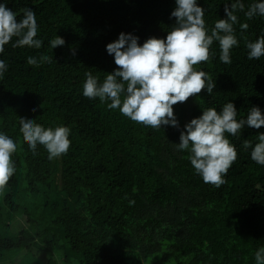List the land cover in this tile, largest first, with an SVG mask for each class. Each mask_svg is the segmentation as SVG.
<instances>
[{"label": "trees", "instance_id": "1", "mask_svg": "<svg viewBox=\"0 0 264 264\" xmlns=\"http://www.w3.org/2000/svg\"><path fill=\"white\" fill-rule=\"evenodd\" d=\"M22 18L36 14L40 49L6 45L0 59L8 71L0 80V131L18 143L16 172L0 190V264H255L264 247V166L250 158L245 140L259 130L229 137L237 160L220 188L194 174L188 153L179 152L180 131L202 110L227 102L246 118L252 107L264 112V57L247 59L246 41L264 35V17L234 25L239 47L231 64L215 58L202 69L216 83L174 105L180 130L144 127L82 95L85 73L102 82L117 67L106 45L121 32L165 38L175 23L174 0H0ZM244 11L256 0H242ZM230 0H199L212 28L224 19ZM230 6V5H229ZM56 36L64 46L55 49ZM15 39V38H13ZM33 56L37 65H29ZM45 57L46 59H42ZM36 111H33V108ZM44 127L67 126L71 146L49 160L43 146L29 150L19 118ZM134 201V203H130Z\"/></svg>", "mask_w": 264, "mask_h": 264}, {"label": "clouds", "instance_id": "2", "mask_svg": "<svg viewBox=\"0 0 264 264\" xmlns=\"http://www.w3.org/2000/svg\"><path fill=\"white\" fill-rule=\"evenodd\" d=\"M174 4L169 19L175 18V23L165 38L149 37L141 44L138 36L121 32L115 41L106 45V53L113 57L117 67L102 82L86 72L84 97L98 98L109 110H118L144 127L160 130L162 126H170L180 130L173 106L196 97L202 90L212 96L216 87L211 75L198 66L215 58L214 42L219 45V61L231 64L232 51L239 47L234 25L239 24L241 33L248 29L247 23L239 22L236 11L244 12L249 20L264 17V0H256L247 11L242 0H230L224 7L226 18L216 20L212 28L206 26V11L199 6V0H174ZM22 13V18L17 19L6 2L0 3V56L9 44L13 48L42 47V40L37 38L36 14L29 8L22 9ZM64 44L59 36L50 41L52 49ZM246 48L247 59L260 60L264 57V35L255 41H246ZM27 63L37 65L38 61L29 56ZM7 71L6 61L0 59V80ZM237 116L234 104L227 102L219 111L215 107L203 109L202 115L192 118L180 131L179 143L174 144L176 150L188 153L194 174L205 184L220 188L226 183L225 177L237 160L236 146L229 137L239 138L245 127L256 130L264 127V112L259 107L250 108L246 118L237 119ZM19 132L33 155L38 145L43 146L49 160L66 155L71 146V130L67 126L46 128L32 118L20 117ZM243 148H251L252 161L264 166V132H258L255 145L245 140ZM17 149V141L0 131V190L16 172L12 156ZM254 259L255 264H264V247L256 250Z\"/></svg>", "mask_w": 264, "mask_h": 264}]
</instances>
